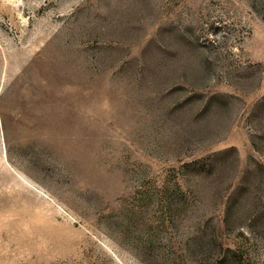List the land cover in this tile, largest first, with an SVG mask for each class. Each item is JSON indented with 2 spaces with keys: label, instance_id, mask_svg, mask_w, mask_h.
<instances>
[{
  "label": "rangeland",
  "instance_id": "obj_1",
  "mask_svg": "<svg viewBox=\"0 0 264 264\" xmlns=\"http://www.w3.org/2000/svg\"><path fill=\"white\" fill-rule=\"evenodd\" d=\"M0 264H264V0H0Z\"/></svg>",
  "mask_w": 264,
  "mask_h": 264
}]
</instances>
